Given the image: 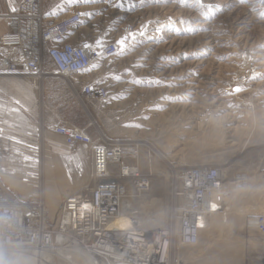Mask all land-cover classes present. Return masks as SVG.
Segmentation results:
<instances>
[{
	"label": "rangeland",
	"instance_id": "rangeland-1",
	"mask_svg": "<svg viewBox=\"0 0 264 264\" xmlns=\"http://www.w3.org/2000/svg\"><path fill=\"white\" fill-rule=\"evenodd\" d=\"M217 1L72 0L80 8L91 5L83 23L90 22L101 42L118 46L116 54L95 61L84 76L97 78L108 92L106 101H93V117L85 123L94 138L134 145L136 154L121 162L136 166L147 186L138 191L135 180L126 182L132 211L152 221L164 217L174 229V209L181 206L176 189L185 169L218 167L226 181L243 178L225 197L226 213L212 216L196 245L174 249L168 264H264V230L254 222L264 218V71L252 70L256 61L264 63V0ZM168 21L174 31L166 39L147 36L151 26ZM127 25L131 31H125ZM206 35L218 39L215 49L203 45ZM231 76L235 83L228 91ZM240 103L248 105L242 109ZM36 173L41 184L44 172ZM30 196L45 205L43 187L24 197ZM156 226L163 227L144 229ZM70 254L78 261V251Z\"/></svg>",
	"mask_w": 264,
	"mask_h": 264
},
{
	"label": "built area",
	"instance_id": "built-area-1",
	"mask_svg": "<svg viewBox=\"0 0 264 264\" xmlns=\"http://www.w3.org/2000/svg\"><path fill=\"white\" fill-rule=\"evenodd\" d=\"M41 3L42 0H21L16 11L12 15H7L16 20V30L0 35V75L42 79L52 70L62 77H69L73 81L82 83L79 97L86 104L106 101L108 92L105 86L97 78L86 80L84 76L89 73L95 61L116 54L117 44L107 41L99 47L88 48L84 42L71 41L69 36L81 22L84 11L76 7L59 19L47 23L43 18ZM126 30L131 31L132 26L127 25ZM45 57L50 63L49 67L45 64ZM50 67L52 69H49ZM232 76L225 83V89L228 91L233 90L235 83L231 81L234 80ZM90 126L89 123H65L56 125L52 129L56 134L64 137L70 148L82 144L89 149L88 179L92 180L90 182L93 188L89 189L88 193L81 188L65 195L55 215V221L52 222L53 225L49 226L45 217L48 210L40 197L20 196L0 182V247L8 250L17 247L11 239L12 233L8 232L12 227L21 230L32 229L34 225H43L42 220L44 222L46 220L49 226L45 230L46 235L58 236L55 231L63 232L64 219L69 225L65 228H70L73 233L92 232L94 237L90 242L91 246L106 220L119 217L118 212L121 208L118 207L117 202L120 203L123 190L117 182L130 179L135 180L136 187L146 186V183L139 179L137 172L131 171L134 166L122 164L129 155L136 154L134 145L113 138L103 142L91 135ZM115 166H119L120 171H117V174L109 173L108 171ZM181 175L179 191L176 194L188 200L187 206L184 207L182 204L178 211V217L183 216V225L186 227L183 228L181 238L182 242L195 243L199 232L207 226V222L201 220L202 215L219 214L224 208L220 196L217 197V204L207 203L208 200L213 201L211 198L214 191L221 189L219 193L222 196L227 195L228 186L238 182L240 178H233L228 183L226 181V184L221 169L205 166L185 169ZM189 198H192L190 208ZM204 200L206 202H201ZM255 219L259 222L260 230H264L263 216H257ZM93 222L98 223L95 231L91 227ZM185 232L190 233V236H185ZM65 243L58 242L57 245L63 246ZM54 249L52 248L53 254Z\"/></svg>",
	"mask_w": 264,
	"mask_h": 264
},
{
	"label": "crops",
	"instance_id": "crops-1",
	"mask_svg": "<svg viewBox=\"0 0 264 264\" xmlns=\"http://www.w3.org/2000/svg\"><path fill=\"white\" fill-rule=\"evenodd\" d=\"M20 1L0 0V35L16 30V20L7 15L16 11ZM80 6L84 13L91 9L87 3ZM74 7L78 6L72 0H42L41 3L47 23ZM87 15L90 14L83 15L69 36L71 41L100 40L89 28L90 22L83 23ZM77 32L87 35L82 38ZM45 64L50 66L46 57ZM81 87L82 83L77 80L62 77L52 70L42 79L0 75V182L21 196L35 195L39 187H43L47 217L51 220L65 192L92 186L87 183L89 149L82 144L70 148L64 137L52 129L65 123L83 124L88 116L93 117V104L97 102L86 104L79 97ZM92 129L98 133L94 127ZM39 171L44 172L41 184L37 181Z\"/></svg>",
	"mask_w": 264,
	"mask_h": 264
},
{
	"label": "bare ground",
	"instance_id": "bare-ground-1",
	"mask_svg": "<svg viewBox=\"0 0 264 264\" xmlns=\"http://www.w3.org/2000/svg\"><path fill=\"white\" fill-rule=\"evenodd\" d=\"M207 1L212 3L219 2L217 0L214 1L207 0ZM164 19L165 18H163V20ZM170 21L154 24L153 27L151 26L153 30L147 32V36L153 39H163V38L166 39L169 36L170 32L173 30V26L171 27V25H174V23ZM203 24L207 25L206 22ZM203 38L204 39L208 38L207 40L205 39V41H203V45H207L208 47L213 49L216 48L215 45L217 44L216 42L218 41V39H215L214 36H210V35L209 36L206 35ZM102 43L103 42L98 40L96 44H89L88 48L91 47L93 48V46L99 47ZM126 43L127 42H125L124 45ZM201 49L204 48L201 47ZM263 65L264 63H260L256 61V64H254V66L252 64L253 66L252 70H255L257 74L258 73L261 74L264 71ZM235 74L237 75L238 73ZM253 75H255L253 71L250 72V77H253ZM250 84H253V80ZM245 104L248 105L247 103ZM245 104L243 105L242 103H240L242 109H245L246 106ZM131 171L134 173L137 172V174L139 172L136 166H134L131 169ZM108 172L112 173L114 171L111 169ZM105 173H107V170L105 171ZM222 178L223 181L226 183L223 172H222ZM239 178L240 180L238 182L228 186L227 189L229 190L228 193H230L238 186L242 185L243 178L242 177ZM129 180L130 179H123L117 182V184L119 183L120 187L123 190L120 198V203L119 201L117 202L118 207L120 206L121 208L120 211L118 212L119 217L116 216L115 218L106 220V223L100 228V230H98L97 237L95 241L91 243L92 244L91 246H90V242L94 237V234L92 232L87 233L80 231L79 233L78 232L73 233V231H71L70 228L69 229L65 228L69 225L67 224L68 222L64 219L65 222L62 224V227L64 228L63 232L55 231L56 235L58 236L46 235L47 232L45 230H47L49 226L46 224V220L45 222L42 220L43 225L40 226L34 225L32 229L21 230V229H17L16 227H12L10 231H8L12 233L11 239L14 242V245L17 247L14 248L13 250H8L5 249L4 247H0V250H2L3 252V253L0 252V264H98V263L99 264H168L167 260L170 257V254L173 253L174 249H176L178 246L196 245L198 243L201 233H203V231L206 230V228H208L210 222L209 220L212 218L214 214H208V216L202 215L201 220H203L204 222L206 221L207 226L205 229L199 232L197 241L195 243L194 242L191 243L190 241L189 243L187 241L182 242L181 233H183V228L186 227L185 225H183V216L178 217L179 210L174 209L173 216L174 219L177 218L174 220L175 223V225H173L175 226L174 229H171L170 226H168L170 221L169 222L165 221L163 219L164 217L155 218V220L152 221L150 219V216H148L146 213H141V211L139 212L137 210L132 211L133 207H131V203L133 197H131V194L128 193V188L126 184L127 181L129 182ZM228 182L229 181H227V183ZM144 187L145 186L140 187L139 185L136 187L133 185V188L137 190L139 188H144ZM92 188H93V184L90 188L87 187L83 188V191L88 193L90 192L89 189ZM178 188L176 189V191H179ZM220 190L221 189L215 190L211 198L213 201L208 200L207 203L211 202L217 204L218 202L217 197L219 198L220 196L221 197L220 202L224 206L225 205L224 200L225 197L228 196V194L227 195L223 194L222 196L219 193ZM224 191H226V189ZM178 199L179 202L181 203L180 205L183 204L184 207L187 206L188 200L182 197H178ZM191 202H192V198H189V208L192 205ZM201 202H206V201L204 200ZM180 208L181 206H179V209ZM224 208L222 209V212L225 211L224 213H226V205L224 206ZM47 216L48 213L45 215L46 219L48 220ZM255 220L256 219H254V222ZM172 222L173 221L171 220V223ZM130 223L133 224V226H131ZM164 223L166 224L165 227H164ZM97 224H98L97 222H93L91 225L94 231L96 230L95 227ZM155 224L161 225L163 227L156 226L157 227L156 229H152V228L148 230L144 229L149 227H155ZM262 224L264 225V221L262 222ZM256 225L259 226V224ZM71 228H77V227H71ZM185 236H190V233L186 234L185 232ZM58 242L59 243L66 242V243L63 246H60L57 245ZM4 246L6 247V245ZM52 248H55L54 254ZM89 248L91 250H88ZM74 251H78L80 253L78 257V261L77 260L72 261L69 259V256H71L70 252H74ZM5 252L7 254H5ZM55 254L58 255L56 256Z\"/></svg>",
	"mask_w": 264,
	"mask_h": 264
}]
</instances>
